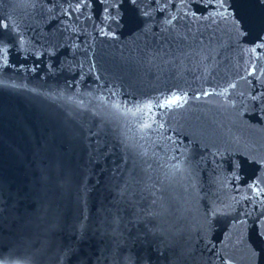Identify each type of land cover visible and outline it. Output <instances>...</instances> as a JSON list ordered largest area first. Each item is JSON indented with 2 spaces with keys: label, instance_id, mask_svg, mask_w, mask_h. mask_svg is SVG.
<instances>
[{
  "label": "water",
  "instance_id": "obj_1",
  "mask_svg": "<svg viewBox=\"0 0 264 264\" xmlns=\"http://www.w3.org/2000/svg\"><path fill=\"white\" fill-rule=\"evenodd\" d=\"M0 264H264V0H0Z\"/></svg>",
  "mask_w": 264,
  "mask_h": 264
},
{
  "label": "snow or ice",
  "instance_id": "obj_2",
  "mask_svg": "<svg viewBox=\"0 0 264 264\" xmlns=\"http://www.w3.org/2000/svg\"><path fill=\"white\" fill-rule=\"evenodd\" d=\"M177 99H179V97H177ZM174 101H169V103H173Z\"/></svg>",
  "mask_w": 264,
  "mask_h": 264
}]
</instances>
